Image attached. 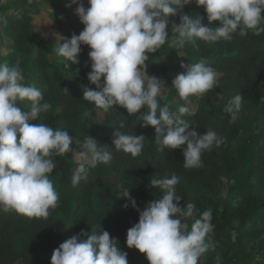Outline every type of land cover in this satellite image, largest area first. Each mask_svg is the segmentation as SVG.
Returning <instances> with one entry per match:
<instances>
[{
    "label": "clouds",
    "instance_id": "clouds-1",
    "mask_svg": "<svg viewBox=\"0 0 264 264\" xmlns=\"http://www.w3.org/2000/svg\"><path fill=\"white\" fill-rule=\"evenodd\" d=\"M193 2L203 7L207 25L181 11ZM6 3L0 0V5ZM72 4H76L74 11L84 28L70 38L61 36L63 43L59 42L55 51L67 68V62L79 63L82 45L90 48L87 79L96 89L84 86L83 99L105 113L114 106L126 109L129 115L146 109L141 126L154 127L159 150L180 148L185 168L202 167V154L223 144L224 138L212 130L198 132L197 126L183 117L193 114L188 106L190 97L202 98L217 86L216 71L204 62H182L185 71L175 76L172 87L185 103L173 110L157 100L164 84L147 74L149 54L169 42V17L177 14L180 22L171 25L176 34L169 44L172 48L182 49L197 39L208 43L230 40L234 33L245 37L252 31L259 36L264 33V0H87V7L83 0H70L67 6ZM0 22L6 23L2 13ZM212 22H217L214 27ZM22 81L18 66L9 67L0 61V206L4 211L47 219L49 209H55L59 202L50 179L56 167L53 157L72 151L73 139L66 130L29 123L50 105L42 102L40 89ZM23 102L30 104L28 110L20 106ZM242 102L243 96L237 93L223 106L230 123L238 119ZM260 102L264 103V97ZM124 128L126 122L122 120L112 134V143L115 149L135 158L142 153L145 136L122 132ZM101 145L89 135L80 145L81 162L71 176L73 187L87 180L91 169L110 163L112 155ZM179 180L175 174L152 178L149 185L159 188L163 195L138 210V222L126 232L127 247L144 253L149 264H198L211 246L206 237L215 227L212 209L200 213L194 203L182 208V197L176 191ZM120 195L126 198L122 207H137L128 188ZM187 218H194L190 225ZM50 264H128V260L107 231L81 230L53 250Z\"/></svg>",
    "mask_w": 264,
    "mask_h": 264
},
{
    "label": "trees",
    "instance_id": "trees-1",
    "mask_svg": "<svg viewBox=\"0 0 264 264\" xmlns=\"http://www.w3.org/2000/svg\"><path fill=\"white\" fill-rule=\"evenodd\" d=\"M35 11L36 9L25 8L24 11L19 12V17L16 14L15 17L25 18L27 21L30 18L29 14ZM181 11L193 16L194 19L199 18L202 24H208L203 7L197 6L194 2L184 5ZM179 22V14L169 17V42L157 52L149 54L147 74L166 77L167 82H170L171 91L176 93L168 74L170 68L161 64L159 58L163 55L184 54L191 58L189 63L204 62L216 71L217 86L210 92L220 95V99L213 105L198 101L193 114L185 115L183 118L194 123L198 132L212 130L219 136V130L213 123L215 114L219 115V127L225 133L235 132L249 102L259 108L264 115V103L260 102V98L264 97V33L257 36L249 31L245 37L234 33L236 45L232 51L226 49L224 39L214 43L197 39L195 43H186L182 49L172 48L169 44L176 34L172 32L171 25ZM212 23L213 25L210 26L214 27L217 22ZM25 25L29 27L27 22ZM33 46L26 45L23 54L26 55ZM37 47L36 69L42 75L44 84L42 88L34 83V75L27 71L24 59L17 61L14 55L0 59L6 61L9 67L18 66L19 69H25V83L34 84L40 89L44 98L42 102L50 105L48 111L42 112L37 120L29 123L34 125L43 123L61 130H63L62 125L68 126L79 135L82 142L89 135L111 153L112 159L109 164L98 165L95 169H91L89 178L73 187L72 160L69 152L63 156H54L56 167L51 177L60 180L66 191L57 190L58 206L49 209L50 214L47 219L30 218L14 210H0V264H41L36 259L38 252L43 249L53 251L81 230L90 233L107 231L111 238L118 241L120 249L127 253L128 262L139 264V256L145 254L134 247H127L126 232L138 222L139 211H142L148 202L163 195L159 188L149 185L150 180L170 177L173 174L180 178L176 191L182 197L179 201L182 208H186L188 203H194L200 213L212 209V223L215 227L208 235L217 236L219 239L225 233L235 230L241 238L255 240L259 248L263 246L261 238L263 229H250L246 226L258 211L264 209V199L260 194L248 192L236 206L231 205L227 200L219 202L213 199V195L223 187V178L236 173L250 162L248 149L229 153L225 150L220 151L219 146L214 145L211 151L202 154V167L185 168L180 148L165 147L160 151L155 140L154 127L141 126L144 124L143 115L146 109L142 108L137 114L129 115L126 109L114 106L105 113L93 102L83 99L84 86L96 89V86L87 79V73L91 70L88 57L90 48L87 45L81 46L78 64H71L66 71L53 67L49 73L46 71L48 58L41 42ZM235 72H239L240 80L234 77ZM237 93L243 96L242 109L238 119L230 123V117L222 111V108ZM157 100L162 106L168 104L173 110L180 106L165 102L160 97ZM20 106L28 110L30 104L24 106L21 103ZM92 109L102 113L98 130H93L84 119V115ZM122 120L126 122V128L120 129L122 132L145 136L142 153L135 158L123 150L115 149L112 143L114 138L112 134ZM192 182L199 184V190L205 191L209 195L208 198L202 199L197 191L189 190L188 185ZM123 188H128L130 195L136 201V208L122 207L126 203V198L120 195ZM195 218H198V215ZM193 219L187 218L189 225ZM222 256L225 264H230L229 255L222 253ZM202 259L213 264L209 256L202 255L199 260L203 261Z\"/></svg>",
    "mask_w": 264,
    "mask_h": 264
},
{
    "label": "rangeland",
    "instance_id": "rangeland-1",
    "mask_svg": "<svg viewBox=\"0 0 264 264\" xmlns=\"http://www.w3.org/2000/svg\"><path fill=\"white\" fill-rule=\"evenodd\" d=\"M70 0H7L6 4L0 5V13L4 14L5 22H0V59L6 56H15L17 61L24 59L27 71L34 75V83L42 88L44 86L42 75L36 69V54L37 45L41 42L43 50H45L48 58L47 72L56 67L62 71H66L71 67V62L68 67H64L63 58L58 56L55 49L59 42L63 43L62 37L69 38L73 33L79 34L83 30L84 25L80 22L78 16L75 14L76 4L69 5ZM85 7H87V0H83ZM25 8L36 9L35 12L29 14L30 18L26 21L25 18L18 19L15 17L17 12L24 11ZM264 17V12L261 14ZM58 20L59 24H58ZM26 22L29 27H26ZM60 25L61 30L58 28ZM65 27V28H64ZM33 44L35 49H29L27 54H23V49L26 45ZM235 39L232 34V39L226 40V49L232 51L235 48ZM165 57V58H164ZM26 59V60H25ZM190 57L184 54L178 56L164 55L159 59V62L170 68L168 74L173 80L179 73L185 71L180 65L181 63H189ZM23 75L22 83H25L26 70L20 69ZM218 76V74L216 73ZM162 83V92L160 98L168 103L184 104L180 100L177 93H173L170 89V82H167L166 77L156 76ZM234 77L240 80L239 72L234 73ZM220 99V95L213 92H208L204 97H190L191 103L188 105L192 112L197 107V102L201 101L209 105L215 104ZM24 106L29 105L28 102L22 103ZM246 113L239 121L234 133H225L219 127V115L215 114V127L219 130V137L224 138V143L219 145L220 151H227L235 153L243 149H248V154L251 156L250 162L241 170L223 178V187L216 192L214 199L221 202L227 200L231 205L236 206L242 200L244 195L240 192L245 188L246 192L255 191L264 196V115L262 111L253 103L249 102L246 106ZM84 119L92 127L93 130L100 129L98 125L102 119V113L96 109L90 110L84 115ZM63 130L69 133L73 139L70 146L72 151L69 155L72 160V173L81 162L79 152L82 151L81 144L83 143L79 135L71 130L68 126L62 125ZM52 174V173H51ZM56 190L66 191L60 180L56 177H51ZM246 181V183L244 182ZM189 190L199 191L200 185L197 183H190ZM232 192V193H231ZM3 211V207L0 206ZM247 228H261L264 231V209L257 212V215L246 225ZM246 228V227H245ZM263 246L258 247L255 240H246L237 235L235 230L225 233L221 238L217 236L208 235L206 242L210 243V248L204 256L208 253L214 255L213 264H221L217 253H213L219 249L220 244L223 243L224 251L229 255L230 264H264V232L261 236ZM218 246V247H217ZM218 251V250H217ZM53 251L43 249L36 254V259L41 264H50V258ZM223 253V252H222ZM216 254V255H215ZM222 257V264H225ZM149 264L145 256H143L141 263ZM128 264H135L129 261ZM199 264V263H198ZM202 264V263H200Z\"/></svg>",
    "mask_w": 264,
    "mask_h": 264
},
{
    "label": "crops",
    "instance_id": "crops-1",
    "mask_svg": "<svg viewBox=\"0 0 264 264\" xmlns=\"http://www.w3.org/2000/svg\"><path fill=\"white\" fill-rule=\"evenodd\" d=\"M263 13V12H262ZM261 13V14H262ZM59 21H61V20H58V24H59ZM58 28L61 30V28H60V25H58ZM65 28V27H64ZM236 44V43H235ZM33 45V44H32ZM32 48H34L35 49V46H33ZM32 48H30V49H32ZM164 56V55H163ZM160 58H162V56L160 57ZM159 58V59H160ZM165 58V57H164ZM247 106V105H246ZM246 110V109H245ZM245 113H246V111H245ZM245 116V115H244ZM243 118V117H242ZM216 121V120H215ZM246 191H248V190H245V188H243V190L242 191H240V192H243L242 194L243 195H245V194H247L248 192H246ZM251 192H255V191H251ZM232 193V192H231ZM250 193V192H249ZM198 196L200 197V198H208V194L205 192V191H201V190H199L198 191ZM215 196H216V193L213 195V199L215 198ZM262 197H263V199H264V196L262 195ZM218 247V246H217ZM218 250V251H217ZM217 250L215 251V252H213V253H217V257H218V259H219V261H220V263L222 264V257H220V255H222V252L223 253H225V254H227L225 251H224V247H223V243L222 244H220V246H219V249L217 248ZM207 253V252H206ZM205 253V254H206ZM205 254H203V255H205ZM216 255V254H215ZM208 256L211 258V261L213 262L214 261V255L212 254V256L208 253ZM142 258H143V256H139V258H138V261H139V263H141V261H142ZM203 261H200V260H198V263L200 264V263H202V264H211L210 262H207L205 259H202ZM142 264H144V262L142 263Z\"/></svg>",
    "mask_w": 264,
    "mask_h": 264
}]
</instances>
